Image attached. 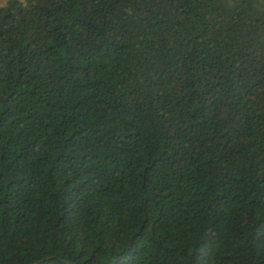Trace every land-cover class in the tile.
<instances>
[{"label":"trees","instance_id":"16d2710c","mask_svg":"<svg viewBox=\"0 0 264 264\" xmlns=\"http://www.w3.org/2000/svg\"><path fill=\"white\" fill-rule=\"evenodd\" d=\"M0 264H264V0L0 2Z\"/></svg>","mask_w":264,"mask_h":264},{"label":"crops","instance_id":"0c3cea01","mask_svg":"<svg viewBox=\"0 0 264 264\" xmlns=\"http://www.w3.org/2000/svg\"><path fill=\"white\" fill-rule=\"evenodd\" d=\"M5 1H6V0H4V2H5ZM0 2L3 3V1H1V0H0Z\"/></svg>","mask_w":264,"mask_h":264},{"label":"clouds","instance_id":"9594fccd","mask_svg":"<svg viewBox=\"0 0 264 264\" xmlns=\"http://www.w3.org/2000/svg\"><path fill=\"white\" fill-rule=\"evenodd\" d=\"M3 3H4V0H3Z\"/></svg>","mask_w":264,"mask_h":264},{"label":"rangeland","instance_id":"374dc122","mask_svg":"<svg viewBox=\"0 0 264 264\" xmlns=\"http://www.w3.org/2000/svg\"><path fill=\"white\" fill-rule=\"evenodd\" d=\"M1 1H3V0H1Z\"/></svg>","mask_w":264,"mask_h":264}]
</instances>
